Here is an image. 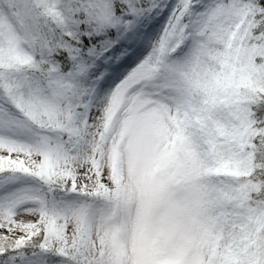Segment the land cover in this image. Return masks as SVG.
<instances>
[{"label":"snow or ice","instance_id":"snow-or-ice-1","mask_svg":"<svg viewBox=\"0 0 264 264\" xmlns=\"http://www.w3.org/2000/svg\"><path fill=\"white\" fill-rule=\"evenodd\" d=\"M0 264H264V0H0Z\"/></svg>","mask_w":264,"mask_h":264}]
</instances>
